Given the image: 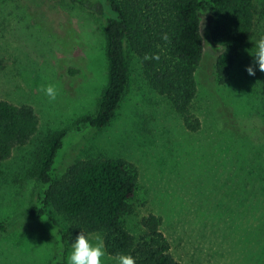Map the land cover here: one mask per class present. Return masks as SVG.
<instances>
[{
	"label": "rangeland",
	"instance_id": "rangeland-1",
	"mask_svg": "<svg viewBox=\"0 0 264 264\" xmlns=\"http://www.w3.org/2000/svg\"><path fill=\"white\" fill-rule=\"evenodd\" d=\"M254 3L255 26L226 84L215 77L224 49L212 40L215 14L200 12L203 53L191 107L196 130L134 60L114 118L102 129L69 133L56 164L61 175L77 159L131 163L138 186L126 226L138 234L142 219L156 215L182 264H264V73L246 71L253 63L249 50L264 36V0ZM87 7L71 0L0 4V100L28 104L40 118L33 139L0 163V264H50L56 257L54 229L29 211L40 189L35 158L48 134L95 111L107 83V14ZM46 83L57 86L55 101L41 92ZM50 213L60 226L69 225ZM70 250L71 244L65 264ZM105 252L104 264H115Z\"/></svg>",
	"mask_w": 264,
	"mask_h": 264
},
{
	"label": "trees",
	"instance_id": "trees-1",
	"mask_svg": "<svg viewBox=\"0 0 264 264\" xmlns=\"http://www.w3.org/2000/svg\"><path fill=\"white\" fill-rule=\"evenodd\" d=\"M71 1L107 14L103 29L107 83L95 111L78 118L72 128L48 134L35 158L40 189L29 211L54 229L57 253L50 264H65L66 247L80 231L100 233L111 256L131 254L136 264H182L172 254L156 215L142 219L138 234L126 226L123 217L138 186L131 163L118 157L77 159L61 175L56 164L69 133L102 129L111 122L129 90L134 60L147 82L168 97L189 129L196 130L199 119L191 107L203 53L200 12L215 14L212 40L224 48L215 62V77L226 84L255 26L254 0ZM39 126L32 106L1 99L0 163L30 142ZM51 211L64 216L69 225L60 226ZM4 229L0 224V233Z\"/></svg>",
	"mask_w": 264,
	"mask_h": 264
},
{
	"label": "clouds",
	"instance_id": "clouds-1",
	"mask_svg": "<svg viewBox=\"0 0 264 264\" xmlns=\"http://www.w3.org/2000/svg\"><path fill=\"white\" fill-rule=\"evenodd\" d=\"M249 55L253 58V63L246 68L247 73L254 76L257 69L264 73V36L254 43V47L249 50ZM40 90L50 101L56 100L58 88L55 84L46 83L41 85ZM105 255V245L101 235L93 236L80 231L71 241L67 264H104ZM113 259L115 264H136L131 254L119 253Z\"/></svg>",
	"mask_w": 264,
	"mask_h": 264
}]
</instances>
